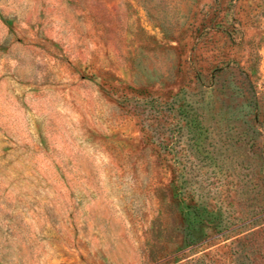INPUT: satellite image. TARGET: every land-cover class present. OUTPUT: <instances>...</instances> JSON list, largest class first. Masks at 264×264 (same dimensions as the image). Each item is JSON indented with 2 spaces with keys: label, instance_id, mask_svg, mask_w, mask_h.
Returning <instances> with one entry per match:
<instances>
[{
  "label": "rangeland",
  "instance_id": "374dc122",
  "mask_svg": "<svg viewBox=\"0 0 264 264\" xmlns=\"http://www.w3.org/2000/svg\"><path fill=\"white\" fill-rule=\"evenodd\" d=\"M0 264H264V0H0Z\"/></svg>",
  "mask_w": 264,
  "mask_h": 264
}]
</instances>
